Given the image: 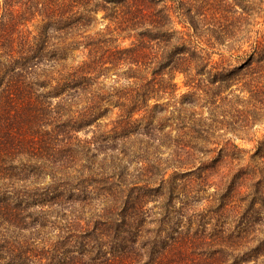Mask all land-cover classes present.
Instances as JSON below:
<instances>
[{
    "label": "trees",
    "instance_id": "obj_1",
    "mask_svg": "<svg viewBox=\"0 0 264 264\" xmlns=\"http://www.w3.org/2000/svg\"><path fill=\"white\" fill-rule=\"evenodd\" d=\"M263 27L264 0H0V264H264V142L235 141Z\"/></svg>",
    "mask_w": 264,
    "mask_h": 264
},
{
    "label": "rangeland",
    "instance_id": "obj_2",
    "mask_svg": "<svg viewBox=\"0 0 264 264\" xmlns=\"http://www.w3.org/2000/svg\"><path fill=\"white\" fill-rule=\"evenodd\" d=\"M264 28V27H263ZM110 78H108L106 80V84L107 86H111V85H114L116 84L117 82H119V84H122L124 85L125 84V81H119L120 78L116 75H109ZM176 82H178L179 84V90L177 92V100H180L181 96L184 95V94H187L188 92H190V90H188L184 84H183V77L180 75H178V77L176 78ZM175 100L171 99V98H167L166 100H164L162 103H165V104H171L173 103ZM232 101L234 103L238 102V103H241L242 102V99L239 98V100L235 99V98H232ZM198 104H201V103H197ZM232 105V104H231ZM104 107L105 108H109L110 111L109 113H107V116L105 117V119L103 120H99L98 124H100L102 126V129L104 128L105 125H107V128L106 130H111L112 129V122L117 118V114H118V110L117 109H113L108 103L104 104ZM184 116L190 120L193 118L194 116V113H202L204 112V115L205 116H208V112L209 110L208 109H200L198 107H190L188 105H184ZM113 109V111H112ZM225 109V110H224ZM232 109V107L230 105H227L223 108L224 110V113L225 114H228L229 110ZM138 118H140V116H138ZM264 127H256L255 128V132H256V137L252 140V141H241V140H235L241 148L243 149H246L247 151H249V154L247 156H250V155H255L260 147V144L264 142ZM264 154V144H263V148H262V151L258 154H256L255 158H256V161L260 162V157ZM248 159V158H247ZM223 172H226L228 169H229V165H223ZM214 190H210V191H206V194H211ZM202 192H205L204 190ZM205 194V193H204Z\"/></svg>",
    "mask_w": 264,
    "mask_h": 264
}]
</instances>
